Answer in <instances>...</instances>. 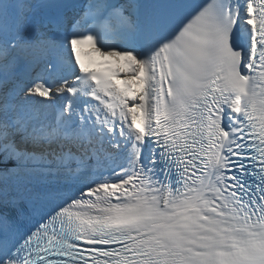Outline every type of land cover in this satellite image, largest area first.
Masks as SVG:
<instances>
[{"label":"snow or ice","instance_id":"snow-or-ice-1","mask_svg":"<svg viewBox=\"0 0 264 264\" xmlns=\"http://www.w3.org/2000/svg\"><path fill=\"white\" fill-rule=\"evenodd\" d=\"M0 264H264V0H0Z\"/></svg>","mask_w":264,"mask_h":264}]
</instances>
